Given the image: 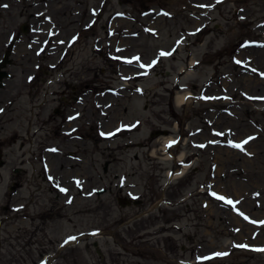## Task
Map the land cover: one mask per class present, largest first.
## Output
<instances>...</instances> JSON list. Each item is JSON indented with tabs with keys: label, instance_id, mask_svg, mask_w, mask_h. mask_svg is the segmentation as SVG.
<instances>
[{
	"label": "rangeland",
	"instance_id": "rangeland-1",
	"mask_svg": "<svg viewBox=\"0 0 264 264\" xmlns=\"http://www.w3.org/2000/svg\"><path fill=\"white\" fill-rule=\"evenodd\" d=\"M108 5L63 64L6 68L0 264H264V0Z\"/></svg>",
	"mask_w": 264,
	"mask_h": 264
},
{
	"label": "flooded vegetation",
	"instance_id": "flooded-vegetation-1",
	"mask_svg": "<svg viewBox=\"0 0 264 264\" xmlns=\"http://www.w3.org/2000/svg\"><path fill=\"white\" fill-rule=\"evenodd\" d=\"M23 1L25 10L18 8ZM109 2L110 0H0V16L7 14L8 18L0 19V86L2 79L9 76L6 68L14 63H27L23 59L29 58V52L36 51L32 62L34 66L63 64L65 57L73 53L74 47L82 42L84 34H95L97 25L106 28L111 23V16H105ZM15 11L21 13L18 15L23 19L20 24L10 20L14 18ZM103 17L104 22L101 24ZM62 24L65 25L63 29ZM71 28L74 30L69 36H62L64 29ZM96 37L95 34L93 38L98 41ZM20 51L25 52L21 58Z\"/></svg>",
	"mask_w": 264,
	"mask_h": 264
},
{
	"label": "snow or ice",
	"instance_id": "snow-or-ice-1",
	"mask_svg": "<svg viewBox=\"0 0 264 264\" xmlns=\"http://www.w3.org/2000/svg\"><path fill=\"white\" fill-rule=\"evenodd\" d=\"M217 3H220L221 0H216ZM3 7H7V5H3ZM199 7H210L209 5H199ZM164 15H168V13H163ZM147 31V29H146ZM199 31V29H198ZM51 35V33H49ZM73 40H75V37H73ZM60 43H63V41H60ZM180 41H177V44H179ZM243 46V45H242ZM261 47H264V45H260ZM119 51V49H118ZM173 51H175V49H173ZM172 55V52H165V51H160L159 54H158V59L159 57H165V56H171ZM158 59L157 60H153L150 64H143V63H139L140 61V57H132L131 59H127L125 60V63H128V64H131L133 63V61H136L137 63H139V67L142 68V69H150L152 68L157 62H158ZM237 64H240L241 61L239 60H236L235 61ZM252 71H256L255 69H252ZM144 75L147 74V72H144L142 73ZM261 76H264V73H261ZM125 79H128L127 77H125ZM139 91V90H138ZM201 99H215V97H200ZM249 99H264V97H248ZM187 99V98H186ZM0 111H2V109H0ZM113 133H109L108 135H112ZM101 135H105L104 133H101ZM216 135H222V133H216ZM251 139H254V137H248L246 140H243L241 143H232L231 141H229V144L230 146L234 147V148H238L240 149L241 151L244 150V145L247 144L249 142V140ZM176 141H170L169 144L166 146V147H171L173 144H175ZM200 147H203V145H200ZM51 151H56L55 149H51ZM169 175H172V173H170ZM51 179V178H50ZM77 184H79V181H77ZM60 191L62 192H66L67 189H64V188H61ZM211 195H213L216 199L218 200H221L223 201L225 204H228V205H233L234 207V204L235 203H238V202H233L231 199L229 198H226L222 195H217L216 193H211ZM70 202V201H69ZM241 215H243V213H240ZM246 220L248 219L247 216L244 217ZM252 223H256V221H250ZM261 224H264V221H261L260 222ZM70 240H74L75 237H69ZM68 241H65V243H67ZM239 247H246V245H239ZM257 251H264V249H256ZM216 256H225L227 255V253H215ZM204 259H210V257H204Z\"/></svg>",
	"mask_w": 264,
	"mask_h": 264
},
{
	"label": "bare ground",
	"instance_id": "bare-ground-1",
	"mask_svg": "<svg viewBox=\"0 0 264 264\" xmlns=\"http://www.w3.org/2000/svg\"><path fill=\"white\" fill-rule=\"evenodd\" d=\"M248 50V49H247ZM252 53H250V54H247V55H245V57L247 56H251L253 59H255L256 57H258L259 56V54L261 53V52H259V50L258 49H254V50H250ZM251 57H249V58H251ZM238 60H240V58L238 57ZM190 93H183V94H181V95H177L175 98H176V102H177V104L178 105H183L185 102H187L190 98ZM187 98V99H186ZM170 141V140H169ZM182 156H183V154H180L179 155V160H181V158H182ZM256 211V210H255ZM258 215H260V214H258ZM260 217L262 218V217H264L263 216V214L262 215H260ZM260 219V218H259Z\"/></svg>",
	"mask_w": 264,
	"mask_h": 264
}]
</instances>
